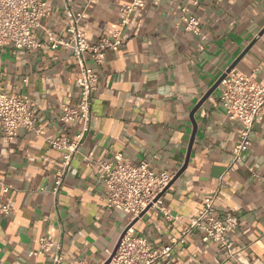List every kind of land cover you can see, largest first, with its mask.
Returning <instances> with one entry per match:
<instances>
[{"label": "crops", "instance_id": "0c3cea01", "mask_svg": "<svg viewBox=\"0 0 264 264\" xmlns=\"http://www.w3.org/2000/svg\"><path fill=\"white\" fill-rule=\"evenodd\" d=\"M52 15L43 21L58 35L67 34L60 0H47ZM126 0H76L84 11L81 27L90 42L118 27ZM133 13L124 44L109 51L99 71L91 129L57 194L56 172L62 153L50 140L75 137L81 121L63 123L62 107L76 106L79 68L65 49L28 50L0 47V91L30 99L41 133L21 129L8 141L0 127V200L11 208L0 215V262L53 264V252L41 251V239L62 243L66 264L86 260L104 264L129 223L137 235L161 247L180 237L188 218L217 193V216L234 213L239 225L229 234L235 257L192 233L177 244L172 257L156 264H264V118L255 122L242 163H232L242 124L220 103L217 88L192 117V111L215 82L256 39L235 71L264 82V0H145ZM198 18L201 33L185 30L182 7ZM42 35V31H39ZM92 66H94L92 64ZM196 126V127H195ZM188 165L163 195L168 219L151 208L134 220L106 206V193L92 161L122 154L134 164L149 163L174 176ZM181 216V220L173 219ZM41 251V252H40Z\"/></svg>", "mask_w": 264, "mask_h": 264}, {"label": "built area", "instance_id": "2783aa9c", "mask_svg": "<svg viewBox=\"0 0 264 264\" xmlns=\"http://www.w3.org/2000/svg\"><path fill=\"white\" fill-rule=\"evenodd\" d=\"M60 1L67 20L65 36L58 35L43 24V21L52 15V6L47 0H0V47L11 46L14 49L28 50H57L62 47L73 54L78 64L79 102L76 106H63L60 119L63 123L80 120L81 128L73 138L61 136L49 141L53 149L62 153L55 177L56 194L68 175L73 172V162L81 155L83 143L90 132L93 99L100 76L98 69L104 64L109 51H118L124 44V32L133 13L146 6L145 0H126L121 6L117 29L92 43L87 32L81 27L85 13L75 10L76 0ZM181 19L186 31L201 33L198 18L189 14L186 6L182 7ZM40 30L42 35L39 34ZM218 89L220 103L229 117L242 124L232 159V163H242L243 155L251 145L255 122L264 118V82L257 81L253 75L233 69L227 73ZM35 122L36 116L27 95L0 91V127L8 141H14L21 129L40 134L42 131L37 128ZM84 161L94 164L106 193L108 209L124 212L134 220L145 211L157 208L168 219L172 218L163 206V195L175 177L173 174L158 173L147 162L134 164L122 154L92 162L86 157ZM251 172L254 178L264 183V174L254 169H251ZM0 188L5 194L12 189V185L0 182ZM216 198L217 193L207 197L201 212L188 218L189 226L181 236L173 238L169 244L161 247L154 246L146 237L135 234L133 226L129 223L114 249L109 252L110 264H156L161 259L172 257L175 246L192 233H199L204 242L216 243L220 256L234 258L235 246L229 234L239 225V217L234 213L217 216ZM10 212V205L0 200V215H9ZM181 218L183 217H173L176 220ZM40 242L41 251L53 252V264H66L62 243L46 239H41ZM76 264L89 263L81 260Z\"/></svg>", "mask_w": 264, "mask_h": 264}, {"label": "water", "instance_id": "95a60500", "mask_svg": "<svg viewBox=\"0 0 264 264\" xmlns=\"http://www.w3.org/2000/svg\"><path fill=\"white\" fill-rule=\"evenodd\" d=\"M264 34V29L263 31L259 34V36H262ZM259 37H257L256 39H254V41L246 48V50L242 53V55L229 67V69L215 82V84L209 89V91L206 93V95L200 100V102L195 106V108L192 111V117H194L195 113L198 111V109L201 107V105L210 97L211 94H213V92H215V90L219 87L221 81L226 77L227 73L231 72L239 63V61L243 58V56L252 48V46L257 42ZM196 127V126H195ZM195 136H196V128L194 130V133L192 135V139L190 142V147L188 150V155H187V159H186V163L185 165L182 167V169L175 175V177L173 178V180L170 182V184L168 185V187L165 189V192L170 188V186L175 182V180L184 172V170L186 169L188 162H189V158H190V153L192 150V145L194 143L195 140ZM164 192V193H165ZM146 212V211H145ZM144 213L141 214V216H143ZM133 225V224H132ZM124 234V233H123ZM123 236V235H122ZM120 240V239H119ZM111 262V257L108 258V260L104 263V264H110Z\"/></svg>", "mask_w": 264, "mask_h": 264}]
</instances>
